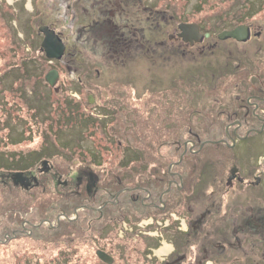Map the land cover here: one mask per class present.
Listing matches in <instances>:
<instances>
[{
	"label": "rangeland",
	"instance_id": "rangeland-1",
	"mask_svg": "<svg viewBox=\"0 0 264 264\" xmlns=\"http://www.w3.org/2000/svg\"><path fill=\"white\" fill-rule=\"evenodd\" d=\"M156 1V4H149V0H145L146 7L142 8V10L140 9V11H137L135 3L132 4L126 1V4L132 6L130 8L132 11L121 12L122 18H119L120 16L117 17V12H120L125 6L117 9L115 6L119 4L112 2L113 15H100L97 14V10L88 11V15L93 16V19H90L91 16L86 17L85 20L88 21V24H82L75 20L77 16L76 18L74 17L73 9L63 8L57 3V0H0V160L2 159L1 162L8 160V163H10L9 167L7 162L2 165V168L8 169L6 172L0 170V199L7 202L8 200L13 201L5 202L8 210L10 209V204L12 208L15 204L23 203L26 205L25 196H28L30 202L33 203L37 196L50 194L42 189L46 182L47 185L51 184V189L54 190L57 189L56 186L58 184L62 186L63 183L60 181L64 177L68 179V184L71 182V187L77 189V191L84 187L87 193H94L100 190L102 186L99 183L94 185L95 178L97 177L100 181L103 173L108 176L111 171L109 168L117 165L118 169L115 168V170H118L117 173L122 175V180L117 184L118 186L133 187L132 189L135 187L145 188L146 193L139 190V202L136 199L132 200L136 196L128 199V195H124L119 199L118 194L121 191L115 195L109 192V195H107L110 201L108 200L109 203L105 201L106 205L113 203L118 208L121 201H123L122 203L125 201L134 208L132 209V206L124 208L121 213L123 217H118L115 220L116 224L113 223L104 230L98 228L95 230L96 236L106 239L103 240L102 245L104 243L105 247L112 253L110 255L113 256L114 260L111 264H165V258L171 260V264H201L197 260L202 256L205 257L202 260L203 264H212L207 262L208 257L205 256L207 252L211 253L213 250L210 243H215V241L208 240L210 236L204 230L208 223H203L202 231L200 232L187 231L188 217L186 216V210L181 208L184 202L180 201V198L188 197L185 194L186 191L177 195L178 191L174 192L175 186H166L168 179H165L166 183L164 182L162 186L165 190L160 193V198H162L158 200L156 197L157 193H154L155 186L146 182L145 184L139 183L137 172L133 173L132 170L134 165L138 167L150 163L151 166H156L157 163L158 165L160 163L158 161L145 163L146 159H142L140 162L137 160L138 156L133 153V149H138L142 153L141 148H139L142 144L139 141L137 142V136L126 137L125 132L127 131L125 129L128 130L129 127L126 121L124 124L122 120L131 121L133 119V131L137 133H141V124L146 121L145 117H148L149 121L152 120L159 124V128L165 131H163V139H165L163 150H161L162 152L158 151L160 158L161 154H170L173 151H171L172 147L170 148V146L177 141L179 143L188 142V144H184L185 147L198 153L196 158L193 156L187 157L184 150L183 155L178 159L179 161L184 156L185 160L182 159L183 167L189 163L190 159L203 158V164L201 166L195 165L193 172H190L187 177V181L189 179L191 184H195V188H192L194 192L191 195L193 197L191 201L195 204L191 207L195 210L198 209L199 211L202 208L210 188L215 190L216 195L222 197L224 204L229 200H241L243 204H246L249 199L247 197H244V199L236 197L234 199V193H232L234 188L230 190L231 195L228 193V198H225V183H223V180L224 176L228 174V169L232 167V157L235 156L240 161V165L244 166L251 160L248 157L249 155H252L254 160L258 159H256L257 155H264V152H262L264 149V125H260L258 121L254 122L255 116L260 113L259 110L254 113L256 114L254 117L252 114H248L244 122L239 118V122L242 121L244 124L235 132H233V127H231L229 129L224 128V133L220 132V134H217L218 136L223 134V141L221 142L224 143L218 146L209 144V142H214V140H211L206 133V131L208 132V127L198 121V123H195L194 120H197L196 116L201 119L204 116L207 117L206 112L211 111L212 114L217 116V120L224 124L222 119L225 111L232 107L231 104L243 103L244 94L246 97H248L247 94L250 96L249 90L243 84L242 92L239 89L236 91V95L230 88L228 92L230 94L234 93L232 96L229 94V96L222 97L217 92L213 93L214 91L209 90L210 93L207 91L209 95L206 97L202 93H200L201 96L198 94L199 89L196 88L200 87L199 84L193 83L194 87H189L183 79L189 76L186 74H190L189 69H195L196 71L198 68L197 70L205 76L218 72L215 75V81H210L212 87H218L224 81L229 80L230 76L227 73L232 70L227 68L226 71L221 70L225 69L224 65L228 62L223 53L224 51L228 52L232 46L234 48L238 47L240 51H235L237 53L233 52V54L246 56L251 61L256 58L253 54L258 53L260 55L259 51L261 50L256 46L258 42H253V40L257 38L256 40H259L260 44L264 42V0ZM101 4L100 2L97 7L99 8ZM59 7L63 9L61 12H59ZM101 8L107 7L102 6ZM13 11L16 17L12 20V17H9L8 14H13ZM94 12L96 13L94 14ZM55 15L59 16V18L56 19ZM240 15H242L243 22L253 24L255 28L253 29L254 32L251 33L252 38L241 40L243 42L238 46H234L233 42L240 41L233 40L231 37L229 39H218V44L209 45L207 44L208 38L207 41L205 39V44H200L201 39L196 42L193 41V44H191L178 35L181 33L179 25L192 23L198 24L202 33L211 31L213 35L218 36L220 32L225 30L224 28L235 25L238 21L235 17ZM107 17L113 21L107 23ZM94 20L95 22H93ZM222 22L223 24L225 22V24L221 25ZM40 24L52 25L57 32L61 30L63 32L61 39L63 41L67 38L70 39L72 45H69H71L72 55L61 57L59 60H48L40 49L39 42L42 39V34L37 30ZM113 27H115V32L121 36L119 40L123 41L124 44V50L117 53L113 51V40H104L106 37L111 38L113 36L111 34L113 32L110 30ZM259 30L262 31V36L256 35ZM172 36L181 40H176ZM82 39H84L86 46L82 44ZM186 43H189L190 46ZM230 43L232 45L227 46ZM175 44H180V46L174 47ZM242 65H239L236 70H242ZM53 68L58 71L57 79L53 83H49L46 75ZM261 77H264V73L261 74ZM256 79L258 78H253V82H257L258 80ZM173 85L176 86L174 93L170 91ZM123 87L130 88V94L133 96L129 97L127 92H122ZM191 88L194 91L189 93ZM165 90L168 95L163 98L166 99L167 97V99L158 98L157 95L162 96ZM187 94L192 96L193 101H190V104L195 108L194 117L191 116V120L189 112H185L188 106L187 103H189ZM174 95H177L176 98L178 100L176 98L174 100L171 99ZM185 95L186 97H184ZM90 96L94 99L93 102H91ZM142 100L146 102L145 107H147L148 113L140 108L139 102ZM153 102H156L155 107L167 108V113L162 114V112L154 111ZM74 103H77L78 106L75 105L73 107ZM71 108H74V110H71ZM74 111L75 113H73ZM68 112L69 115H67ZM33 113L36 117L35 120L32 118ZM81 113L83 117L91 119L95 114L97 118V120H91L92 123L87 122L84 124L86 133L88 132L90 135L87 138L83 135L84 133L79 134V126L75 123V121L79 123L78 121L82 120L83 117L79 116ZM39 116H45L47 120L39 119ZM49 122L52 124L50 123L51 125H49ZM233 122L234 120L231 121V124ZM36 125L39 127L38 136L40 133V135L47 137L49 135L48 131L45 130L47 127L51 134H56L58 137L61 136L60 143L62 142L63 145L55 144L60 149L58 150L59 153H52L51 160L47 162L43 160L40 163L35 162L34 165H32L34 162L32 158L19 159L16 157L17 162H14L11 155L21 150L22 141L27 137L24 129L26 127L29 129L32 126L33 130ZM194 127L198 128V133H201L200 140L202 141L199 144V147L202 145L201 151H198L199 147L197 148V145H191L188 129L192 133H196V128ZM138 128L139 130H137ZM250 128V131L254 130V133L245 136V131L247 132ZM177 133L183 135L175 137L176 135L174 134ZM234 133L241 138L232 139ZM32 134L36 135L35 132ZM171 134L175 137H173L175 139L173 141L169 140V135ZM233 142L234 144L232 145ZM102 144H105V151L100 149ZM63 147L65 150H62ZM55 150L57 151V148ZM181 151H173L175 152H172L175 154V158H173L177 159ZM95 152L98 153L96 158L90 155L91 153L95 154ZM161 159L173 167L172 159L169 157ZM50 165L55 172H58L59 177L55 178L56 176L53 177L52 174L41 176L43 172L50 170ZM80 166L85 167L87 172L92 173L94 179L89 178L86 183L82 180L80 182L78 178L76 180V176L84 174H82L83 171L80 170ZM182 166H178V170H174V172H181L180 168ZM23 168L27 170L26 173L32 171V168L38 171L42 170L41 174L40 172L34 173L35 175H32V179L27 174L22 173V176H26L27 180H29L27 187L16 183L13 176L9 175V173L17 172V170ZM198 169L201 171L206 170L207 173L198 171V174L201 173L198 175L196 173ZM195 170L196 172H194ZM183 174L185 175L186 171ZM195 175L199 180L194 178ZM48 178L53 179L52 183L47 180ZM79 178H83V176ZM63 182L66 184L65 180ZM32 184L33 187L29 188ZM77 184L80 186H76ZM173 195H176L175 199L177 200L176 203L172 201L171 205L173 207L169 210L164 207L160 208L163 204H170ZM5 197H7V200ZM129 197H132V195H129ZM143 197L146 198L144 202L142 201ZM112 199L114 201H111ZM36 202L38 207L41 202ZM115 207L114 209L116 210ZM135 207H139L141 210L138 211L143 210V212L136 213ZM76 208L77 210L79 208L84 209V206L78 205ZM75 210H72L73 213L70 214V217L58 211V216L54 220L55 223H50L48 222L49 220L45 219L39 221L37 225L45 224L46 222L47 224L50 223L51 227L57 226L60 219L65 221L67 218L69 220L76 218L74 215ZM77 210L76 212L78 213ZM239 211L247 214L250 211V207L244 205ZM192 214L190 217H192ZM124 216L127 218L123 221L120 218H124ZM222 220L224 223V218ZM23 221L26 220L14 219L13 217L7 221L12 228L9 231L3 230L4 234L2 237L4 242H8V239H12L21 232L20 229L22 228L18 225H21ZM216 225L221 226V220H217ZM28 229L29 231L25 229V231H28L26 232L28 233L27 235L33 234L30 227ZM197 235L199 236L196 237ZM73 237L74 235L71 234L69 239ZM195 238L198 240L193 241ZM59 239L57 238L55 241ZM26 240L24 245L20 244L22 248L19 246L14 248L10 246L9 248L8 246L7 249L9 250H2L3 253L7 252L6 259L11 258L13 260L9 264H22V262L24 263V258L28 260V256L30 261H35L36 259L33 258L35 254L40 255L44 261L51 259L50 252L53 249L52 247L42 245L45 247L43 248L39 243V246L33 248L32 245H29L31 242L28 239ZM80 243L82 242L80 241ZM97 245L100 249L101 245ZM156 245L158 246L156 247ZM165 245L167 246L165 247ZM81 246H83V249L86 247H84V244ZM53 247H56V245ZM144 248L147 249L145 252L143 251ZM161 248H165V250L159 253L158 251ZM185 251L192 258L194 256L199 258L195 259L194 262L189 261V259L181 262V259L178 260L177 256ZM83 252L80 251L77 254L81 259L77 260L78 258L74 257L70 264H107L102 262L99 257H97L98 261L96 263L94 258L92 262H82L84 261ZM1 258L2 256L0 255Z\"/></svg>",
	"mask_w": 264,
	"mask_h": 264
},
{
	"label": "trees",
	"instance_id": "trees-1",
	"mask_svg": "<svg viewBox=\"0 0 264 264\" xmlns=\"http://www.w3.org/2000/svg\"><path fill=\"white\" fill-rule=\"evenodd\" d=\"M3 15H4V13H3ZM8 16L12 17V20H13V18L16 17V14H14V11H13V14H8ZM55 17H56V19L59 18V16H57V15H55ZM236 18H238V16H236L235 19ZM224 24L222 23L221 25H224ZM251 64L253 66V63H251ZM199 68H201V67H199ZM197 69H196V71H195V69H189L190 74H188V73H186V74L189 75L190 77L186 76V78L184 77L183 80L188 82L187 86H189V87H192V86L194 87V85H192L193 83H195L196 85L199 84L200 87H198L196 89H199L198 94L200 96H201L200 93H202L207 97L209 95L208 93H210L211 90L214 91L213 93L217 92L219 94V96H222V97L229 96L230 93L228 91L230 88H232L233 92L236 95L237 90L240 89V91L242 92L241 88H242L243 84H244L243 85L244 87H251L252 86L250 84V82H251L250 79H247L244 77H242V78H244V79H242V78L232 76V77L228 78L229 83H227L228 81L226 80L227 82L224 81V83H221L218 87H212V84L210 83V81L214 82L215 81L214 78L216 76H213V74H208L205 76L200 71H198ZM221 70L226 71V69H224V68ZM216 74H218V72ZM196 76H197V78H196ZM241 79H242V81H241ZM233 82H235V83H233ZM170 89H171L170 91L172 93H174V91L176 90L175 85L171 86ZM191 91H194V89L191 88L189 90V93ZM207 91H208V93H207ZM168 93H169V91H168ZM234 93H231L230 95L232 96ZM127 94L129 95V97H131L130 93H127ZM176 96L177 95H174L171 99L174 100L176 98ZM184 97H186V95ZM188 97H189L188 98L189 103H187L188 106L186 105L187 107H186L185 112H187V111L189 112L190 120H191V116L194 117L193 113H194L195 108L193 107L192 104H190V101L191 102L193 101L192 96L188 95ZM245 97H246V95L244 94L243 103H241V104L236 103L235 105L231 104L232 107H230L227 110L225 109L226 111H225V114L223 113L224 117L222 119V122H224V124L221 123V121L219 122L217 120L218 119L217 116L212 114L211 111H207L206 112L207 117L204 116L202 119L199 116H196L197 120H194L195 123L201 122V124H205L204 126L208 127V132L206 131V133H207V135H209L208 137L211 138V140H214V143L211 145L218 146V145L224 144L221 142L223 134L219 135V136L217 134H220V132L224 133V128H226L225 127L226 122L231 119L233 114H236V112H237V114L239 115L241 120H243V122H244L245 116H244L243 106H244V103L246 104ZM160 98L165 99L163 97H160ZM195 98H193V99H195ZM166 99H167V97H166ZM176 100H178V99L176 98ZM139 103H140V105H142L141 103H143L142 107H140V108H142L144 110V112L146 111L148 113L147 107H145V105H146L145 100L144 101L142 100ZM213 103H215V102H213ZM155 104H156V102H153V104H152L154 111L162 112V114L167 113V111H168L167 108L163 109L162 107H159V106L155 107ZM75 105H77V103H74L72 106L74 107ZM237 107H238V109H237ZM71 110H74V108H71ZM249 111H250V113H248V114H251V109ZM73 113H75V111ZM67 115H69V112L67 113ZM79 116L82 118L83 114L81 113V114H79ZM187 117H188V114H187ZM253 117H254V115H253ZM147 118L148 117H145L146 121H144L143 124H141L142 131L144 129V131L143 132L141 131V133H137V132L133 131L134 122H133L132 118H131L132 119L131 121L125 120V119H123V120L121 119V120L124 124L126 121V124L129 127L128 130L125 129V131H127V132H125L126 137L132 136V135L137 136V138H136L137 142L139 141L142 144L141 146H139V148H141L142 153L138 149H133L134 150L133 153L138 156L137 160L140 162V160L142 161V159L147 158L148 163H149V161H155V162L158 161L160 163V165H158V163H157L156 166H151V164L149 163L150 168L148 167L149 164L148 165L144 164V165L138 166V167L133 164L134 168L132 169L133 173L137 172V175L139 176V183L140 184H142V183L145 184V182H146L147 184L150 183L151 185L155 186V191L154 190L153 191H154V193L155 192L157 193L156 197L159 200V198L161 196L160 193L165 190L162 188L164 182L166 181L165 179H168L171 177V174H169L170 173L169 172V170H170L169 169V167H170L169 163L166 164L165 162H163V159H161V158L169 157L170 159H172L173 160L172 163H175L174 166L172 167L173 168L172 171H174V170L176 171L179 168L178 166H182L183 160H185L183 158L184 157L183 156L182 157L183 160L180 159L178 161L179 157L181 155H183L184 150L186 151L185 155L187 157L193 156L194 158H196L198 156V153L188 150V147H185L184 142L179 143L177 141L172 146H170V148L172 147L171 151L173 150L175 152L182 150L181 154L178 156V158L174 159L175 154H173V153H175V152H173V151H172L173 153L172 152L170 154L167 153V155H166V153L161 154V158H160V154L158 151L163 150V147H164L163 144L165 143V139H163V134L165 131H164V129L162 130L161 128H159L160 127L159 124H156L152 120L149 121V119H147ZM91 120H97V118L92 116L90 119V118H87L84 116L82 118V120L78 121L79 123H77L75 121L76 125L79 126V134L81 135L82 133H84L83 135L86 138L88 137L89 134H88V132L86 133V130H85L86 126L84 124H86L87 122L92 123ZM130 127H132V129H130ZM194 128H196V127H194ZM137 130H139V128ZM197 131H198V128H196V131H195L196 133H192L191 130L188 129V134H190V139L196 143V145H197L196 147L198 148L199 144L202 140H200L201 139V137H200L201 133H198ZM80 135H78V136L80 137ZM174 135H176L175 137H177V135H183V134L177 133ZM174 135L173 134L169 135L170 141L175 140V139H173ZM89 137H90V135H89ZM105 141H106V139H105ZM106 142H108V141H106ZM60 144L63 145L62 142ZM104 146H105V144H102V148L100 147L101 151H105ZM100 149L98 146L99 151H100ZM62 150H65L64 147L62 148ZM198 151H201V150H198ZM87 155L89 156V154H87ZM90 155H92L96 158L98 156V153L95 152V154L91 153ZM5 162L8 163V160L2 161V162L0 160V169L2 171L6 172L8 169L2 168V165H4ZM14 162H17V161H14ZM203 162L204 161H203L202 157L200 159H194V160L190 159L189 163L186 166H184V167L182 166V168H180L181 172H179V173L183 174L186 171V174L185 175L183 174V175L186 176L184 185L186 186L185 189H187L188 191H190L191 187H192L189 179L187 181L188 174H190V172H193L195 165L201 166V164H203ZM9 166H10V163H8V167ZM116 166L109 168L111 171H110L109 175L107 174L108 176H105V173H103L101 175L102 178L100 179V184H99V185H102L101 189L94 192V193H87L86 190L84 189V187H81L77 191V189L71 187V185H70L71 182H70V184H67L65 187L61 186V185L59 186V184H58L56 186L57 189L53 190V189H51V184L47 185V182H46V184H44V186H42V189H43V191L48 192L50 194H47L45 196H40V197L37 196L36 200L33 203L30 202V198L28 196H25L26 205H24L23 203L22 204H15V205H13V208H12L11 204H10V209L8 210L7 209L8 206L6 205V203L13 202V201L8 200V202H7V201L0 199V253H1L0 255L2 256V258L0 259V264H9V263H11V261H13V260H11V258L6 259L7 252L3 253L2 250H5V251L9 250V249H7L8 246H9V248H10V246H13V248L15 246L21 247L20 244L24 245V243L27 241L26 239H28V241L31 242L29 245H32L33 248H36L37 246H39V243L41 244V247L46 246V245L48 247H52L53 249L50 252L52 257L50 260L44 261L43 259H41L40 255L35 254V257H33L34 259H36L35 261H30L29 256H28L27 257L28 260L26 258H24L25 260H24V263L22 262V264H70L71 260L74 257L78 258L77 260L81 259V257H79L77 254H79L80 251L83 252V250H84V252H83L84 261H82V262H86V261L92 262V259L94 258V261L96 263L98 261L97 260L98 256H96L95 251L97 249H99L97 244L101 245L100 249H102V250L104 249L109 254H112L105 247L104 243L102 245L103 240H106V239H103V238L101 239L98 236H96L95 230H96V228L104 230V229H107L109 225H111L113 223L116 224L115 220L118 217H123V215H121V213L123 212L124 208L131 207L132 205L127 204L125 201H124V203H122L123 201H121V204L119 205L118 208H116L113 203L106 205L105 201L108 203L110 201L108 199L107 195H109V192H110V194L115 195L121 191L118 194L119 199H121V197H123L124 195H128V199H131V198H133V196H136L132 200L134 201L136 199L138 201L139 190H141V191L145 190V188H136L135 187L134 189H132L133 187H127L126 188V187H124V185L121 187L118 186L117 184H119L120 180H122V175L120 173H117L118 170H115V168L118 169V167H116ZM144 166H145V168L143 169ZM200 169H198L197 172H196V170L194 172H196L198 174V171H201ZM80 170L84 171L87 169L83 166H80ZM134 175H136V174H134ZM4 176H5V173H4ZM194 178L196 179L197 176L195 175ZM47 180L50 183H52V181H53V179H49V178ZM70 180H71V178H70ZM153 182H155V184H153ZM123 184H125V183H123ZM47 189H49V190H47ZM174 189H175L174 192L178 191L177 195H179L180 192L182 193L185 191V190H183L184 188L181 190V189H178L175 187ZM145 193H146V191H145ZM129 195H132V197H129ZM175 196L174 195L172 196L170 204H168V205L165 204L166 205L165 208L167 210H169L171 207H173L171 204H172V201L173 202L175 201ZM184 198H185V196L183 198H180V201L183 202L185 200ZM5 199L7 200V197H5ZM177 199H178V196H177ZM36 201L41 202L38 207L36 205L37 204ZM111 201H114V199H112ZM78 205L84 206V209L79 208L76 218H74L72 220H69V218H67L65 221L60 219L59 222L57 223L58 224L57 226H54V227L50 226L51 225L50 223H55L54 220L58 216V213H57L58 211H61L62 213H65L67 217H70L71 216L70 214L73 213L72 210L74 208L78 207ZM114 207L116 208V210L114 209ZM131 208L134 209L133 206ZM135 210H136V213L137 212L138 213L143 212V210L138 211V210H141L139 207H135ZM11 217H13L14 219H21V220L25 219L27 224L25 225V227L20 229L21 232L16 234L15 237H13L12 239L11 238L8 239L9 240L8 242H4L3 241L4 239L2 237L4 234L3 230L9 231L12 228V226L10 227L9 226L10 224L7 223L8 220H11ZM125 218H127V217L124 216V218H120V219H122L124 221ZM45 219L49 220L50 223L47 224L45 222V224L41 223V224L37 225V223L39 221L45 220ZM47 225H49V226H47ZM18 226L21 227L20 225H18ZM29 227H30V230L32 231L31 233H33V234H29L30 236L27 235L28 233H26L29 231V229H28ZM25 229L28 231H25ZM33 230H34V232H33ZM71 234L74 235V237L69 239ZM57 238H60L59 239L60 241L59 240L55 241ZM32 240H35V241L32 242ZM80 241L82 243H80ZM96 242H97V244L95 245ZM83 244H84V247L86 246L85 249H83V246H81ZM55 245H56V247H53ZM108 245H109V243H108ZM94 246H96L98 248H96ZM157 246L158 245H156V247ZM43 248H45V247H43ZM146 250L147 249L144 248L143 251L145 252ZM110 251H111V249H110ZM48 254H49V251H48ZM99 262L102 263L101 261H99Z\"/></svg>",
	"mask_w": 264,
	"mask_h": 264
},
{
	"label": "flooded vegetation",
	"instance_id": "flooded-vegetation-1",
	"mask_svg": "<svg viewBox=\"0 0 264 264\" xmlns=\"http://www.w3.org/2000/svg\"><path fill=\"white\" fill-rule=\"evenodd\" d=\"M97 1H100L102 3L99 8H101L102 6L107 7V8L99 9L97 6L100 5V2H97ZM126 1L127 2L129 1L132 4L135 3L134 5H136L137 11H140V9L142 10V8L146 7L145 6V0H57V3L61 6H63V8L65 7V9L66 8L67 9H73V12L75 13L74 17L76 18V16H77V18L75 20L79 21L82 24H88V21L85 20L86 17L91 16V15H88V11L91 12V11L97 10L96 11L97 14H100V15H105V14L106 15H113L114 14V12H113L114 8H112V5H113L112 2H114V3L116 2L117 4H119V5L115 6L117 9L121 8L122 6H125V8H123L120 12L119 11L117 12V15H118L117 17L120 16L119 18H122L121 12L126 11V13H127V10L132 11V10H130V8L132 6H129L128 4H126L127 3ZM148 3L149 4H156L157 1L156 0H149ZM141 6H143V7H141ZM58 9H59V12H61L63 10L62 7H59ZM134 11H136V10H134ZM96 12H94V14ZM99 12H101V13H99ZM126 13H124V14H126ZM156 17H158V16H156ZM241 17H242V15H240V16H238V18H236V20H238V21L235 25L226 27L224 29L229 30V29H232V28L239 26L240 24H247L248 27L250 28L251 33L254 32L253 29L255 28V26L253 24L243 22ZM90 19H93V16H91ZM106 19H107V23H110L113 21L112 19H109L108 17ZM121 20H123V19H121ZM93 22H95V20ZM51 24H53V23H51ZM50 26H52V25H50ZM119 26H121V25L119 24ZM114 29H115V27L110 29L113 32V33H111L113 36L111 38L106 37L104 40H111V41L113 40L112 41L113 48H114L113 51L115 53H117L118 51L121 52L124 50L123 49L124 44H123V41L119 40L121 38V36H119L118 33L115 32ZM121 29H122V27H121ZM208 32H209V35L207 36L208 41H207V38H204L200 42V44H202V43L205 44L206 41H207V44H209V45L218 44L219 40L216 37L217 35H213V33L211 31H208ZM59 33L61 35L63 34V32L61 30ZM256 35L262 36V31L259 30ZM172 37H174V36H172ZM174 39L181 40L180 38H177V37H174ZM205 39H206V41H205ZM256 39L257 38H255V40H253V42L254 41L258 42V44L256 46H257V48H259L261 50V51H259L261 53L260 55L258 53L253 54V56L256 58H254L251 61L246 56H238L237 54H233V52H235V51L238 52L240 50L238 47L234 48L232 46L228 52L227 51L223 52L226 59H228V62L224 66H225V69L226 68L232 69L231 71H229L227 73L230 77H232V76L238 77V78L244 77V78L250 79V81H251L250 84L252 86L251 87H245L247 90H249L250 96L247 94L248 97H246V104L244 103V106H243L244 116L246 118V116L248 115V111L250 109L252 110L251 114H253V115H256L254 113L258 112V110H259L260 113H258V115L255 116L254 122L256 123L258 121V123H260V125H264V112H263L264 111V77H261V74L264 73V42H263V44H260L259 40H256ZM83 40L84 39H82V41ZM233 40H235V39H233ZM242 42L243 41L233 42V44H234V46H238ZM63 43H65V51H64L65 55L64 56L72 55L71 50H70L71 49L70 47L72 45L70 43V39L67 38L65 41H63ZM69 44H71V45H69ZM82 44H84V46H86L84 41ZM186 44L190 46L189 43H186ZM175 45H174V47L180 46V44H177L176 46ZM230 45H232V44L230 43L227 46H230ZM237 52H235V53H237ZM243 62H245L246 64L244 63V65H242ZM251 63H253V66ZM239 65L243 66L242 70H236L237 68H239ZM215 75L216 74H213V76H215ZM244 78H242V79H244ZM253 78H258V79H256L258 81L253 82V80H252ZM242 79H241V81H242ZM186 83H188V82H186ZM175 88H176V86H175ZM241 90H242V88H241ZM165 93H167L166 90L162 93L163 94L162 96L157 95V97L160 98V97L167 96L168 94H165ZM237 109H238V107H237ZM253 109H254V111H253ZM93 116L96 118L95 114ZM30 117H31V115H30ZM32 118H33V120H35V118H36L34 113L32 115ZM41 118H42V120H45V121L47 120L45 116H43V117L39 116V119H41ZM239 118L240 117L237 114V112H236V114H233V116L229 120L228 124L225 125L226 129L233 127V132H235L236 130H238L239 127H242L241 125L244 123L242 121L239 122ZM233 120H234V122H233V124H231V121H233ZM240 120H241V118H240ZM251 120H253V119H251ZM50 123L51 122H49L48 124L51 125L52 123L51 124ZM52 127H53V125H52ZM38 130H39V127H37V125H36V127H34L33 130H32V126H30L29 129H27V127H26L25 135H27V137L25 139H23V141H22L23 142L22 146H21L22 148L19 152V155H17V154L11 155V158L13 160L14 159L16 160L17 158H19V159L20 158H25V159H28V158L31 159L32 158V159H34V163H32V165H34L35 161L39 162V163L41 161H43V159H47L49 161L52 159V157H51L52 153L53 154L56 152L59 153L58 150H60V149L55 144H57V145L60 144V137H58L56 134H51V131H49L48 127L45 128V130H47L49 133V135L47 137L40 135V133L38 136L37 135ZM53 130L56 131L55 128H53ZM250 130H251V128L248 129L247 132L245 131V134H247L246 136H248L252 132L254 133V130L252 132ZM34 132L36 133V135L32 134ZM232 137L235 140L238 138H241V137H238L237 135H235V133L233 134ZM234 137H236V138H234ZM190 141H191V145L196 146V143L193 140L190 139ZM185 143L188 144V142H185ZM55 148H57V151L55 150ZM262 152H264V149L262 150ZM248 157L251 160H249L248 163L244 166L240 165V161L235 156L232 157V159H231L232 167H230L228 169V171H227L228 174L226 176H224V180H223V183H225L224 184L225 185V190H224L225 198H228V196H229L228 193H230V190L231 189L233 190V188H234V190L232 192L235 194V195L233 194L234 199H236V197H238L239 199H244V197H247V198H249L247 203L243 204V202L241 200H239V201L238 200H236V201L235 200H232V201L229 200V201H227L226 204H224L222 202V197L216 195L215 190H213V188H210V190L208 192V197L206 198V201L204 202L202 208L199 211H198V209L195 210L193 207H191L192 205H195L191 201V199L193 198L191 195L194 192V190L192 188H195V184L192 183L191 184L192 185L191 190L188 191L187 189H185L186 186L184 185L186 176H184L183 174L172 171V166L169 167V169L171 170V171L169 170V172H170L169 174H171V177L168 178V180L166 181L167 182L166 186H168V185H170L169 187L175 186L178 189L181 188V190L184 188L183 190L186 191L185 194L188 196V197L184 198L185 199L183 201L184 203L182 202L183 204L181 206L182 209L184 208V210H186V213H187L186 216L188 217L187 219H188L189 224H188L187 231L189 230V232H200V231H202L201 227L203 226V223L204 222H205L204 224L208 223V226L204 230H206V233H208L210 236V238L208 240L215 241V243H210L213 250L211 253L207 252L205 254V256L208 257L207 262H210L212 264H264V155H262V154L257 155V157H256V159L258 158L257 160H254L252 155H249ZM259 158H261V159H259ZM174 164L175 163H172L173 166H174ZM53 169L54 168H52V166L50 165V170L48 172H46V171L43 172V174H41L42 170L38 171L34 168H32V171H30L28 173H26L27 170L24 168L20 169V170H23L24 174H27L30 177V179H32V175H35L34 173H36V172H38V173L40 172L41 176H43V175L47 176L48 174H52L53 177L56 176L55 178L59 177L58 172H55V170H53ZM20 170H17V171H20ZM200 172L205 173V174L207 173L206 170H203ZM82 174H83L82 175L83 178H79L82 176L78 175V177L77 176L75 177L76 180L78 178L80 182L82 180L86 183L89 180V178L94 179V177L92 176V173L87 172V170H84L82 172ZM60 178H61V176H60ZM63 179L66 181V184H68V182H67L68 179L64 177L60 181L63 183L62 186H66V184H64V182H63L64 181ZM196 180H199V178L197 177ZM98 183L100 184V181L96 177L94 185L98 184ZM76 186H80V185L77 184ZM32 187H33V184L29 188H32ZM143 191L145 192V190H143ZM230 195H231V193H230ZM145 200H146V198L143 197L142 201L144 202ZM261 201H262V203H261ZM176 202H177V200L175 199L174 203H176ZM163 205L164 206H161L160 208H163V207L165 208L166 205L165 204H163ZM244 205H247L250 207V211L247 214H243V212L239 211V209L243 208ZM191 214H192V217H190ZM223 218L225 220L224 223L222 220ZM217 220H221V226L216 225ZM26 224H27V222L23 221L20 225L21 228L25 227ZM198 236L199 235H197L196 237H198ZM197 240L198 239L195 238L193 241H197ZM198 258H199L198 256H194V258H192V256H190L189 253H187V251L183 252L181 255L179 253L177 256V259L178 260L181 259V262H182V260H185V259L186 260L189 259V261L194 262V260L198 259ZM203 258H205V257L202 256L201 258H199L197 260V262L200 261L199 263L203 264L202 263ZM165 260H166L165 264H171V260H167V258H165Z\"/></svg>",
	"mask_w": 264,
	"mask_h": 264
},
{
	"label": "water",
	"instance_id": "water-1",
	"mask_svg": "<svg viewBox=\"0 0 264 264\" xmlns=\"http://www.w3.org/2000/svg\"><path fill=\"white\" fill-rule=\"evenodd\" d=\"M178 27L181 29V33H179L178 35L183 40L190 41V43L192 44L193 41L196 42L202 39V35L199 33V26H197L196 24L183 23V25H179ZM38 29L41 33H43V38L40 44L41 50L44 52L47 58H61L65 50V44L62 42L61 38H59V35L53 29L46 25H42ZM205 36H207V34H205ZM248 36L247 25L245 26L244 24H242L229 31L225 30L220 32L217 37H219L220 39H229V37H231L236 39L237 41H241L246 40ZM57 74V70H50V72L46 75L49 83H53L55 79H57ZM14 179L16 183H20L25 187H27L29 184V180H27L26 177L22 176V172L17 173ZM96 254L102 261L108 264H111L113 262V257L108 255L105 251L97 250Z\"/></svg>",
	"mask_w": 264,
	"mask_h": 264
},
{
	"label": "bare ground",
	"instance_id": "bare-ground-1",
	"mask_svg": "<svg viewBox=\"0 0 264 264\" xmlns=\"http://www.w3.org/2000/svg\"><path fill=\"white\" fill-rule=\"evenodd\" d=\"M246 25H247V24H245V26H246ZM232 29H233V28H232ZM247 29H248V35H249L248 38L251 39V38H252V34H251V31H250V28L248 27V25H247ZM229 30H231V29H229ZM229 30L226 29V31H229ZM248 38H247V39H248ZM247 39H246V40H247ZM189 42H190V41H189ZM110 71H111V70H110ZM128 90H129V92H128ZM121 91H122V92L124 91L125 93H126V92H127V93H130V88L123 87ZM131 96H133V95H131ZM93 100H94V99H93ZM141 104L143 105V103H141ZM140 107H142V106L140 105ZM252 133H253V132H252ZM246 135H247V134H246ZM246 135H245V136H246ZM232 139H233V138H232ZM222 140H223V139H222ZM222 140H221V141H222ZM225 142H227V141H225ZM213 143H214V142H212V141L209 142L210 145L213 144ZM233 144H234V142L232 143V145H233ZM201 147H202V145H200V147L198 148V150H200ZM146 162H148V159H147V158H146V160H145V163H146ZM162 206H164V205H162ZM74 209L77 210V208H74ZM76 210H75V213H74L75 217H77V212H76ZM77 211H78V210H77ZM166 246H167V245H165V247H166ZM164 250H165V248H161V249H159L158 252L160 253V251H164Z\"/></svg>",
	"mask_w": 264,
	"mask_h": 264
}]
</instances>
